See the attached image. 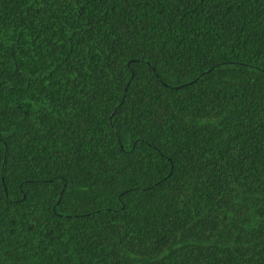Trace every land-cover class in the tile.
Wrapping results in <instances>:
<instances>
[{"label": "trees", "instance_id": "obj_1", "mask_svg": "<svg viewBox=\"0 0 264 264\" xmlns=\"http://www.w3.org/2000/svg\"><path fill=\"white\" fill-rule=\"evenodd\" d=\"M0 264H264V0H0Z\"/></svg>", "mask_w": 264, "mask_h": 264}]
</instances>
